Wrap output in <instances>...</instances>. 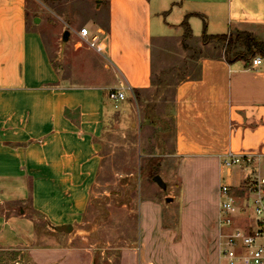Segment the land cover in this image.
<instances>
[{
  "label": "crops",
  "instance_id": "1",
  "mask_svg": "<svg viewBox=\"0 0 264 264\" xmlns=\"http://www.w3.org/2000/svg\"><path fill=\"white\" fill-rule=\"evenodd\" d=\"M168 4L169 13L176 7L178 19L187 16L191 35L186 48L182 21H168L169 7L162 0H105V19L93 21L101 31L96 48L81 49L78 42L72 48L76 57L64 56L56 66L36 27L28 25L26 0H0V250L27 251L33 264H94L89 249L73 246L81 233L75 229L83 220L101 166L103 136L124 127L125 111L114 110L107 96L120 85L132 91L125 92L124 108L136 107V99L139 110L152 116L156 113L149 108L155 106L148 103L172 89L168 122L172 141L163 156L175 158L181 174L186 166L195 172L209 171L208 188L201 185L195 191L196 203L210 199L217 214L216 176L241 195L247 172L222 168L218 157L228 151L264 153V57L256 67L250 61L228 63L223 45L215 40L198 42L197 52L187 54L189 22L197 18L192 14H198L206 18L208 35L241 30L264 39V0ZM170 30L180 58L171 64L160 58L154 65L152 40L164 41ZM73 33L78 38L77 31ZM181 68L185 72L173 82L158 81L162 74ZM108 101L114 109H108ZM134 118L130 130L135 129ZM147 119L141 122L144 129L152 125L145 124ZM198 178L204 180L202 175ZM180 179L185 187V178ZM151 200L145 224L156 217L155 208H150L156 203ZM12 204L28 209L16 212L10 209ZM240 217L234 226L246 222L245 216ZM38 218L46 226L41 234L35 228ZM66 225L71 226L67 233L55 230ZM215 232L218 237V227ZM125 254L122 251L119 264H130L125 263Z\"/></svg>",
  "mask_w": 264,
  "mask_h": 264
},
{
  "label": "rangeland",
  "instance_id": "2",
  "mask_svg": "<svg viewBox=\"0 0 264 264\" xmlns=\"http://www.w3.org/2000/svg\"><path fill=\"white\" fill-rule=\"evenodd\" d=\"M162 1L167 8L170 6L168 3L171 0ZM100 5L99 14L95 13ZM170 8L166 11L168 21H183L178 19L176 7L172 6L169 13ZM26 12L28 25L36 27L56 66L62 64L64 56L76 57L72 55V48L79 38L75 37L73 31H78L84 25L89 32H94L97 28L93 21L103 22L107 15L105 0H26ZM35 19H38L37 23ZM204 22L206 26L204 16L190 20L192 36L188 43L191 50L187 54L197 52L194 44L201 42ZM211 26L210 31H214ZM64 31H68L66 42L62 39ZM205 32L208 34L207 30ZM152 41L154 65L160 58L168 64L180 58L174 30L167 33L164 41ZM83 48L87 47L82 44ZM180 72L184 73L185 70L181 68L180 71L164 73L158 81L163 84L173 82ZM159 95L155 102L145 104V107L155 106V110L149 108V111H155L153 116L141 112L140 102L136 99V107L132 109L123 107L125 101L114 109L108 101V109L125 111L124 127L121 126L122 131L111 130L103 136L101 166L83 220L75 229H80L81 233L73 246L89 249L94 264H119L122 251L128 252L124 255V261L130 264H145L144 257L146 264H215L218 261L219 264H227L219 258L218 253L216 205L208 198L198 204L194 198L195 191L201 185L203 190L208 188L207 179L211 174L207 170L195 172L187 166L181 174L177 160L163 156L169 153L172 141L168 128L172 89ZM132 115L136 123L134 130H130L129 125ZM145 117L148 118L147 126L152 123L147 129L141 124ZM116 121L118 119L115 124ZM161 145L164 150H161ZM155 175L160 176L164 188L152 180ZM180 175L185 178V187ZM201 175L204 180L200 182L198 177ZM215 180L217 186L228 182L221 176H216ZM149 199L156 203V206H150L155 208L153 213L156 212V217L151 216L145 224ZM10 207L16 212L21 207L28 209L27 205L22 204H12ZM240 222L241 217L237 214L235 223ZM45 227L42 220L36 219L35 228L39 234L43 233ZM0 264L33 263L27 251L0 250Z\"/></svg>",
  "mask_w": 264,
  "mask_h": 264
},
{
  "label": "built area",
  "instance_id": "3",
  "mask_svg": "<svg viewBox=\"0 0 264 264\" xmlns=\"http://www.w3.org/2000/svg\"><path fill=\"white\" fill-rule=\"evenodd\" d=\"M101 31L89 32L86 27L77 31L79 45L95 49ZM261 63V57L250 60L251 67ZM131 90L120 85L107 93L114 107L126 98ZM220 166L230 170L235 167L247 172L237 196L231 187H219L216 222L218 227L219 258L227 264H264V153L258 150L228 151L219 157ZM237 214L245 216L246 222L234 226Z\"/></svg>",
  "mask_w": 264,
  "mask_h": 264
},
{
  "label": "trees",
  "instance_id": "4",
  "mask_svg": "<svg viewBox=\"0 0 264 264\" xmlns=\"http://www.w3.org/2000/svg\"><path fill=\"white\" fill-rule=\"evenodd\" d=\"M192 16H200L192 14ZM183 30L182 46L186 48V41L190 38L191 30L187 23V16L181 22ZM205 22L202 27L201 41L203 43L215 40L223 45V54L226 62L241 60L248 63L253 57H264V39L247 31L236 30L224 35H208L205 32Z\"/></svg>",
  "mask_w": 264,
  "mask_h": 264
},
{
  "label": "water",
  "instance_id": "5",
  "mask_svg": "<svg viewBox=\"0 0 264 264\" xmlns=\"http://www.w3.org/2000/svg\"><path fill=\"white\" fill-rule=\"evenodd\" d=\"M34 22L37 23V22H38V19H35ZM67 36H68V31H64L63 36H62L63 41H66ZM152 180H153V181H154L159 187H161V188H164V187H165V185H164L163 181L161 180L160 176L155 175V176H153ZM70 229H71V226H69V225H66V226H60V227H55V230H56V231H58V232H65V233L69 232Z\"/></svg>",
  "mask_w": 264,
  "mask_h": 264
}]
</instances>
